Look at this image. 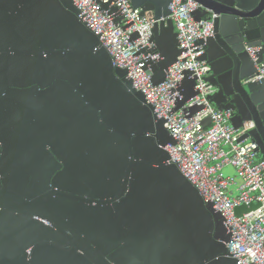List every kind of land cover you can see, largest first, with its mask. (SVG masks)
I'll return each instance as SVG.
<instances>
[{"label": "water", "instance_id": "water-1", "mask_svg": "<svg viewBox=\"0 0 264 264\" xmlns=\"http://www.w3.org/2000/svg\"><path fill=\"white\" fill-rule=\"evenodd\" d=\"M130 1L156 20L145 71L159 85L182 54L172 0ZM194 1L197 21L216 15L211 102L264 159V0ZM79 15L73 0H0V264H238L222 214L171 162L167 121ZM189 76L176 111L197 94ZM52 153L65 166L53 180L30 167Z\"/></svg>", "mask_w": 264, "mask_h": 264}, {"label": "built area", "instance_id": "built-area-1", "mask_svg": "<svg viewBox=\"0 0 264 264\" xmlns=\"http://www.w3.org/2000/svg\"><path fill=\"white\" fill-rule=\"evenodd\" d=\"M73 2L80 11L79 18L108 49L114 67L128 70L134 88L146 96L157 118L167 121V128L177 141V145L166 147L171 162L199 191L205 203H212L222 214L231 234L227 243L229 253L238 264H264V159L259 158L256 143L242 140L245 131L232 126V112L212 104L210 97L215 89L207 81L211 69L202 59L208 39L214 37L216 15L197 21L195 13L203 10L200 3L172 0L170 18L182 54L168 70L166 80L154 85L145 65L160 59L152 42L155 18H143L140 10L132 11L130 0L113 2L111 7L118 8L114 13L104 12L94 0ZM261 50L247 49L255 63ZM256 69L254 80L264 81V64H257ZM187 72L196 82L197 94L176 111L178 102L184 99L181 85ZM227 166H232L242 180L236 196L229 192L234 180L224 176ZM254 205L257 207L252 209ZM243 206L250 211L236 215V210Z\"/></svg>", "mask_w": 264, "mask_h": 264}, {"label": "flooded vegetation", "instance_id": "flooded-vegetation-1", "mask_svg": "<svg viewBox=\"0 0 264 264\" xmlns=\"http://www.w3.org/2000/svg\"><path fill=\"white\" fill-rule=\"evenodd\" d=\"M52 156H53L54 160L56 161L55 164L44 165L45 159L44 158L43 159L37 158L36 160H33L32 162H30V167L35 168L37 170V172H36L37 174L49 175L53 180L55 177H57L60 173H62L64 171L65 166L61 162V160L58 158L59 156L54 155V154ZM47 168H49V170H47L48 173L45 171V169H47ZM62 193L64 195H67L69 198H72V196H73V198L76 200H78V198H80V194L76 193V189L70 190L69 185H68V190L62 186Z\"/></svg>", "mask_w": 264, "mask_h": 264}, {"label": "crops", "instance_id": "crops-1", "mask_svg": "<svg viewBox=\"0 0 264 264\" xmlns=\"http://www.w3.org/2000/svg\"><path fill=\"white\" fill-rule=\"evenodd\" d=\"M246 140H248V139H246ZM259 158L262 159V157L260 155H259ZM224 176L227 179L233 178L231 180H234L235 184L230 187V191H231L230 193H233V195H235V196L238 195L239 194V188L242 185V180L237 177L235 169L232 166H227L224 169ZM253 207L255 208V207H257V205H254ZM248 211H250V208L245 207V206L240 207L236 210V212H238V213H247Z\"/></svg>", "mask_w": 264, "mask_h": 264}, {"label": "rangeland", "instance_id": "rangeland-1", "mask_svg": "<svg viewBox=\"0 0 264 264\" xmlns=\"http://www.w3.org/2000/svg\"><path fill=\"white\" fill-rule=\"evenodd\" d=\"M237 175V174H236ZM231 179H233V178H231ZM229 192H231L230 191V189H229ZM244 213H238V212H236V215H238V216H241V215H243Z\"/></svg>", "mask_w": 264, "mask_h": 264}, {"label": "trees", "instance_id": "trees-1", "mask_svg": "<svg viewBox=\"0 0 264 264\" xmlns=\"http://www.w3.org/2000/svg\"><path fill=\"white\" fill-rule=\"evenodd\" d=\"M252 209L254 208V207H251ZM256 208V207H255Z\"/></svg>", "mask_w": 264, "mask_h": 264}]
</instances>
